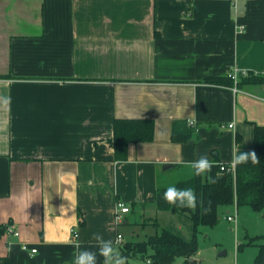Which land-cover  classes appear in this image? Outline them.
<instances>
[{"label":"crops","instance_id":"1","mask_svg":"<svg viewBox=\"0 0 264 264\" xmlns=\"http://www.w3.org/2000/svg\"><path fill=\"white\" fill-rule=\"evenodd\" d=\"M234 71L264 76V0H0V226L18 234L2 235L0 258L73 264L98 253L97 235L121 253L132 211L154 226L176 214L156 207L179 182L168 172L254 152L264 86L203 82ZM115 119H151L153 140L115 161ZM177 121L195 129L185 143L171 141Z\"/></svg>","mask_w":264,"mask_h":264},{"label":"trees","instance_id":"2","mask_svg":"<svg viewBox=\"0 0 264 264\" xmlns=\"http://www.w3.org/2000/svg\"><path fill=\"white\" fill-rule=\"evenodd\" d=\"M9 76H0L6 79ZM204 83L233 86V80L226 77L206 78ZM264 86V76L247 72L238 75L237 88L245 86ZM195 134V129L185 122H174L171 141L185 143ZM154 123L151 119H115L113 121V158L125 161L129 144L148 143L153 140ZM253 149L259 159L258 163H247L236 167L235 177L220 171L219 164L214 162L211 171L203 176H196L194 170L190 179L178 182L177 188H192L196 194L195 208H182L163 201L162 194L166 188L156 192V207L160 211L182 213L191 222V237L186 240L176 233L161 229L154 236L142 242H126L121 254L128 259L140 258L149 264H173L176 259L188 261L198 251L197 235L200 227L213 228L219 220V209L246 206L253 211L264 209V127H254ZM7 225L0 226V238L6 232ZM262 241L259 252L252 264H264V236L257 237ZM240 248L238 246L237 250ZM0 264H8L7 258H0Z\"/></svg>","mask_w":264,"mask_h":264},{"label":"rangeland","instance_id":"3","mask_svg":"<svg viewBox=\"0 0 264 264\" xmlns=\"http://www.w3.org/2000/svg\"><path fill=\"white\" fill-rule=\"evenodd\" d=\"M167 176L177 177V180L185 181L190 179L191 174L186 171H170ZM177 184V183H176ZM175 183L172 186L176 185ZM219 211L220 219L222 218ZM136 218L135 223H129L122 227L126 242H142L148 237L155 235L161 229H168L181 237L191 236V224L186 220V215L178 212L171 214L165 212L158 221V226L150 224L148 218H141L136 214V210L130 213ZM238 224L236 233L229 231L228 225H233L227 221H218L215 228L200 227L197 235L200 260L196 264H252L258 255V245L262 243L257 237L264 236V209L257 212L249 207L242 206L237 209ZM190 224V225H189ZM178 226H182L179 230ZM240 245L236 251L235 244ZM220 252H226L224 255ZM144 260L140 258H130L128 264H142Z\"/></svg>","mask_w":264,"mask_h":264},{"label":"clouds","instance_id":"4","mask_svg":"<svg viewBox=\"0 0 264 264\" xmlns=\"http://www.w3.org/2000/svg\"><path fill=\"white\" fill-rule=\"evenodd\" d=\"M193 121H189L191 125ZM251 160L252 163H258L259 159L255 152H233L230 161V168L234 169L238 165L247 163ZM191 168L194 170L196 176H203L209 173L213 167L211 161L207 156H200L197 160L190 163ZM162 199L165 203L176 205L182 208H195L196 207V194L192 188H177L176 186H169L162 194ZM118 207H120L118 205ZM127 211V209H124ZM98 253L88 250H77L73 253V264H97V255L103 257V264H128V258L123 256L117 249L113 247L111 240H104L97 235ZM25 250V249H22Z\"/></svg>","mask_w":264,"mask_h":264},{"label":"built area","instance_id":"5","mask_svg":"<svg viewBox=\"0 0 264 264\" xmlns=\"http://www.w3.org/2000/svg\"><path fill=\"white\" fill-rule=\"evenodd\" d=\"M242 75V76H245L247 74V72H237V71H234V72H231L228 77H230L232 80H233V83L234 85L236 86V83H237V80H238V75ZM188 125L189 126H193V123L190 125L189 122H188ZM229 128L232 127V125H229L228 126ZM219 168H220V171L222 172H225V173H228V174H231L233 179L235 177V173H236V168L232 169L230 168V163L229 164H219ZM118 205L120 207H118ZM232 210L226 214L223 219L225 221H227L228 223H231L233 224V228H236V222H237V206L235 203L232 204L231 206ZM124 209H127V211H124ZM129 212V208L128 206H126L122 201H117L115 203V222L117 224H122L123 221H124V215L127 214ZM6 232L8 234H13L14 236H18V234L16 232H12L11 231V228L8 226L6 228ZM71 232L73 233V237H76V234L73 232V230H71ZM123 240V237L121 234H117L116 236V243H121ZM235 247H236V251H237V248H238V244L236 243L235 244ZM22 249H26L25 246H22ZM36 250H31V253H35Z\"/></svg>","mask_w":264,"mask_h":264},{"label":"water","instance_id":"6","mask_svg":"<svg viewBox=\"0 0 264 264\" xmlns=\"http://www.w3.org/2000/svg\"><path fill=\"white\" fill-rule=\"evenodd\" d=\"M165 167H168V166H164V168H165ZM223 254H224V253H223Z\"/></svg>","mask_w":264,"mask_h":264}]
</instances>
